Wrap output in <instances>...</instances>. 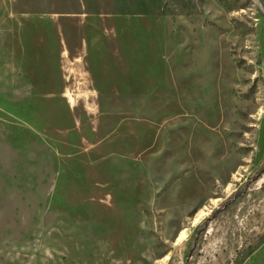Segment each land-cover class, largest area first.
Here are the masks:
<instances>
[{
    "label": "rangeland",
    "instance_id": "obj_1",
    "mask_svg": "<svg viewBox=\"0 0 264 264\" xmlns=\"http://www.w3.org/2000/svg\"><path fill=\"white\" fill-rule=\"evenodd\" d=\"M0 264H264V0H0Z\"/></svg>",
    "mask_w": 264,
    "mask_h": 264
}]
</instances>
